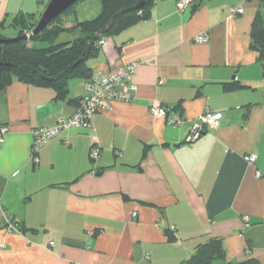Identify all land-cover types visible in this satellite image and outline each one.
<instances>
[{
  "label": "crops",
  "instance_id": "obj_1",
  "mask_svg": "<svg viewBox=\"0 0 264 264\" xmlns=\"http://www.w3.org/2000/svg\"><path fill=\"white\" fill-rule=\"evenodd\" d=\"M99 1L84 0L75 23ZM178 1L153 0L147 19L105 38L87 66L112 75L136 64L131 100L98 113L91 130L63 131L39 150L38 164L33 130L70 118L86 80H70L64 100L17 80L0 89V264H185L211 238L224 249L213 264H264V76L250 49L264 0H194L183 12ZM41 7L0 0V32L15 38V18H38ZM202 32L208 43L193 44ZM152 106L175 109L185 123L153 116ZM205 110L222 113L219 127L187 144Z\"/></svg>",
  "mask_w": 264,
  "mask_h": 264
},
{
  "label": "trees",
  "instance_id": "obj_2",
  "mask_svg": "<svg viewBox=\"0 0 264 264\" xmlns=\"http://www.w3.org/2000/svg\"><path fill=\"white\" fill-rule=\"evenodd\" d=\"M82 1L84 0L77 3ZM100 3V13L92 20L77 22L74 27L68 29L65 27V18L62 14L37 36H30L24 41L0 44V63L8 64L7 67L0 69V89L17 80L35 86L49 87L55 92L57 100L66 99L70 80L88 81L91 78L93 73L87 62L99 54L101 48L97 45L98 41L102 38L114 37L147 19L153 0H100ZM139 4L142 6L139 7ZM41 14L38 18L28 14L15 18L12 26L17 30L16 37L23 36L27 32L31 33ZM65 33L71 35L72 40L56 43V40ZM0 39L5 38L0 35ZM32 40H46L48 46L35 48L31 44ZM250 49L257 54V62L261 65L264 76V16L260 13L255 15L251 24ZM75 64L77 65L73 67ZM226 88L234 89L237 86L229 84ZM79 101L76 103L78 104ZM170 111L175 112V109ZM168 241L173 242V239L169 238ZM217 260H224L223 243L221 239L211 238L206 243L198 245L185 264H213ZM226 264H259V262L249 259Z\"/></svg>",
  "mask_w": 264,
  "mask_h": 264
},
{
  "label": "built area",
  "instance_id": "obj_3",
  "mask_svg": "<svg viewBox=\"0 0 264 264\" xmlns=\"http://www.w3.org/2000/svg\"><path fill=\"white\" fill-rule=\"evenodd\" d=\"M194 0H180L176 4V9L183 12L187 9ZM232 15H239L243 13L241 8L229 9ZM27 39L31 36L30 32L25 33ZM209 41V35L202 32L196 35L192 42L196 45H205ZM106 39L102 38L98 41L97 45L104 49L106 46ZM136 64H127L122 66L115 74L103 75L100 73L92 74L91 78L86 81L85 90L86 96L77 104L74 114L65 120H59L55 126L51 128H36L32 132L33 143L31 146V159L35 164H38L39 150L51 142L54 138L59 136L63 131L75 127L86 128L91 130L93 128V121L95 116L104 111H109L111 105L116 101H129L131 100L130 86L133 81ZM150 113L153 116L165 118L166 121L174 126H181L185 121L181 116L173 111L161 108L159 106L150 107ZM222 119L221 112H212L205 110L197 120L191 125L188 130L185 142L187 144L197 141L203 134L211 130H216L220 125ZM7 130L5 127L0 126V142ZM100 155V149L93 143L90 149V158L95 161ZM245 161L252 165L256 161V155L246 156ZM259 177V173H257ZM247 221V219H246ZM51 247L53 243L49 244Z\"/></svg>",
  "mask_w": 264,
  "mask_h": 264
},
{
  "label": "water",
  "instance_id": "obj_4",
  "mask_svg": "<svg viewBox=\"0 0 264 264\" xmlns=\"http://www.w3.org/2000/svg\"><path fill=\"white\" fill-rule=\"evenodd\" d=\"M80 0H50L44 9L43 13L40 16V19L37 22V25L31 32V36H37L41 33V31L46 28L53 20L62 15L66 10H68L71 6L76 4ZM142 4H139L141 7ZM27 37L24 34L23 36L9 38V39H0V44H10L14 42L24 41ZM79 63V62H78ZM77 63V64H78ZM75 64L73 67H75ZM8 64H1L0 69L7 67Z\"/></svg>",
  "mask_w": 264,
  "mask_h": 264
},
{
  "label": "rangeland",
  "instance_id": "obj_5",
  "mask_svg": "<svg viewBox=\"0 0 264 264\" xmlns=\"http://www.w3.org/2000/svg\"><path fill=\"white\" fill-rule=\"evenodd\" d=\"M49 1L50 0H39V2H40V5H42V7H41V13H43V11H44V9L46 8V6H47V4L49 3ZM82 2H84V1H82ZM82 2H79V3H77V4H75L70 10H68L65 14L63 13V16H64V18L67 20V22H71V23H75L76 22V17H75V11L78 9V8H80V6H82V5H80ZM99 4H100V6H97V4H96V11L95 12H97V13H95V14H91L92 16H87L86 18H80V19H82L81 21H89V20H92V19H94V18H96L98 15H99V13H100V10H101V3H100V1H99ZM100 7V8H99ZM94 15V16H93ZM14 34V31L13 30H9V28L8 29H6V30H2L1 32H0V35L2 36V37H4L5 39H9V37H11V35H13ZM64 35H62L61 37H59L57 40H56V43H59V41H61V42H66V41H68L69 40V38H68V35H65L64 37H63ZM7 37V38H6ZM63 37V38H62ZM31 44L35 47V48H43V47H46V46H48V42L46 41V40H41V41H34V40H32L31 41ZM29 45V44H28Z\"/></svg>",
  "mask_w": 264,
  "mask_h": 264
}]
</instances>
